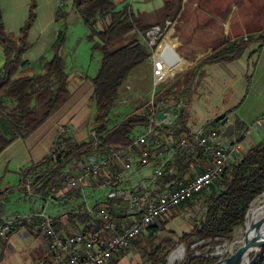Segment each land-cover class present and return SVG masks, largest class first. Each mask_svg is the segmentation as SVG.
I'll use <instances>...</instances> for the list:
<instances>
[{
    "label": "trees",
    "instance_id": "obj_1",
    "mask_svg": "<svg viewBox=\"0 0 264 264\" xmlns=\"http://www.w3.org/2000/svg\"><path fill=\"white\" fill-rule=\"evenodd\" d=\"M71 1L76 13L80 15L90 30L87 38L93 43L92 51L102 54L100 69L92 80L91 101L96 105L95 126L92 131L93 136L89 140L72 143L69 149L66 147L64 150L61 149V145L67 143V140L64 135H59L53 152L49 156L22 169V187L20 188L27 192V186H29L33 194L39 195L44 201L54 192H61L69 199L80 197L81 187L66 189L63 186L68 166L86 159L89 160L88 165L91 162L111 158L115 153L127 150L135 142L138 135L134 137L133 133L136 129H145L151 125L150 120L141 112L143 108L126 115L112 128L108 126V119L112 109L116 106L120 89L126 80L133 71L153 56V51L147 41L142 43L136 38L122 45H117V43L135 31L147 39V33L157 25H145L128 5L118 9L114 0ZM183 1H167L161 11L163 19L161 23L166 25L168 21L174 22L181 13ZM62 7L57 12V18L66 16L67 12ZM36 8V1L32 0L29 16L20 29L19 37L15 39L5 29L0 3V46L5 58L0 69V159L12 144L25 140L34 133L55 113L59 112L71 98L70 81L63 56L64 35L53 43V58L44 62L41 74L15 77L19 68L29 65L24 56L32 47L28 38L37 20ZM256 36H260V40L264 41V32L233 39L223 38L216 44L213 51L196 65L188 68L170 82L164 83L154 94V101L165 100L167 102L168 99L178 101L182 95L188 93V89L193 85L196 80L193 75H196L198 68L207 63L218 64L238 60L246 49L245 37L251 40V37ZM183 84H186L183 87L185 89L180 88ZM180 118L182 120L183 117ZM182 125L185 126L183 122ZM184 132L182 129L177 130L174 132V137L177 140L183 137L190 142L192 139ZM151 145L156 147L154 150L150 149L152 156L159 149L156 145ZM132 151L137 156L140 153V149L136 147H133ZM185 152L178 150L176 157L174 156L175 160L167 162L163 175L158 178L157 185L165 187L172 184L164 188L172 189L176 185H186L195 177L192 166L198 165L197 159L205 157V154L191 152L192 155L188 156ZM151 156L150 162L155 160ZM119 159L118 157L111 158L108 169L110 172L100 170L96 177L91 178L88 187L96 190L115 183L116 185L113 186L116 187L118 182L111 179L109 173L120 172L122 161ZM139 165L142 164L139 163ZM3 177L0 176V217L4 214L3 202L9 192V189H1ZM263 194L264 142L251 148L240 160L228 165L219 181L203 192L202 198L197 202L203 204L202 211L196 215L190 232H185L181 236H177L174 232H171L170 236H162L167 231L168 218L172 214L173 217L178 216V209H173L160 218L157 224L147 226L144 232L132 240L130 247L137 252L140 264H168L170 253L183 244L187 247V256L182 264H218L220 259L212 256L214 249L207 252L205 250L217 244L231 242L235 238L236 231L242 227L245 228L249 209ZM122 200L124 199L115 195L109 197L107 201L96 204L94 209L98 210L101 205L105 206L113 216V220L123 227L128 222V216L125 214L128 201L123 202ZM123 204L125 206L121 208ZM121 211L123 213L119 214ZM66 227L78 229L74 232H81L88 236L100 233L105 228L104 223L96 214L91 215L84 209L67 214L62 220L57 221L56 229L59 233H62L61 230ZM194 245L196 248L193 249ZM197 253L200 255H196ZM253 264H264V252Z\"/></svg>",
    "mask_w": 264,
    "mask_h": 264
},
{
    "label": "crops",
    "instance_id": "obj_2",
    "mask_svg": "<svg viewBox=\"0 0 264 264\" xmlns=\"http://www.w3.org/2000/svg\"><path fill=\"white\" fill-rule=\"evenodd\" d=\"M31 1L0 0L5 29L15 39L19 37L20 29L29 16ZM36 1L37 20L28 38L32 47L24 56L29 65L24 68H32L38 61L43 60L49 49L52 48L53 43L57 42L62 34V30L60 31L56 28L58 22L57 12L59 10L58 0ZM167 1L173 0H114L117 8H123L128 5L133 13L140 18L142 17L141 15L146 16V18H152L155 15L159 17L160 15L158 14L161 13ZM199 1L184 0L182 5L191 2L193 7L196 8L199 6ZM214 1L208 0L207 3H204L207 9L201 11L197 9L191 10V24L180 26V21L183 18V15L180 14L174 21V26L168 29L164 42L159 45L155 59V69L159 74L158 80H167L177 72L178 75L196 65L213 51L220 39H233L246 36L247 34L264 32V0H243L240 5L233 4L232 0ZM62 4L65 3L61 1L60 6H63ZM226 4H231V7ZM216 6L218 8L214 9ZM211 9L216 13L217 21L221 23L220 26L212 25L211 21H208L209 17L214 16L212 12L208 11ZM155 20L153 19L150 23L144 24L158 25L159 22ZM200 24H203L206 28H201ZM216 33H221V38L214 36ZM138 34L140 33L135 31L127 37L133 38L132 40L139 39ZM140 36L142 35L140 34ZM255 38L254 40H247L245 37L246 49L238 60L218 64L207 63L198 68L195 72L196 75H193L196 80L188 89V93L182 95L178 101L168 99L167 103L160 108V112L163 113L162 117L168 119L169 125L165 126V130L158 134L157 137L160 140L158 147L164 151L171 152V162L175 160L176 154L180 150L177 144L178 140L174 137V132L181 129L192 139L190 141L191 150L187 152L188 156L192 155L191 152L194 154L199 153L195 148L196 138L211 131H217L221 135L224 147H229L233 144L239 145L240 150L237 154V159L242 158L251 148L264 142V41L259 39L260 36ZM185 47L194 49L192 57L185 54L183 51ZM83 82L82 80H77L74 83L73 90L70 88L71 98L75 97L76 102L85 99L87 91L91 88L93 89V84L87 81L85 83H89V86L86 91H83ZM185 85L183 84L180 88ZM59 112L55 113L41 126L45 127L47 125L41 137H37L32 141L27 139L16 141L4 152L5 156L2 154L0 173L6 170L5 167L10 162L11 156L8 157L7 153L18 143L24 142L23 148L20 147L17 151L22 156L26 155V159L20 167L30 161L37 163L53 152L59 128H62L68 120L69 109ZM55 115H58V118L53 121L52 118ZM172 115L174 116V122L170 123ZM180 117H183L182 120ZM182 122L185 124L184 127ZM41 127L34 133H37ZM143 132L144 129H138V137ZM34 133L29 135V137ZM155 148L152 145L150 146V149L154 150ZM196 162H198V165L194 164L192 166L193 175L195 176L206 171L211 164V160L206 154L205 157H200ZM157 165L158 161L155 160L145 166L136 163L135 173L129 175L119 187L112 189L113 193L109 194V197L117 195V197L124 199L126 202L137 188L142 192L145 190V192L158 193L167 188V186L170 187L172 184L165 187L157 185L158 180L154 179V170ZM90 190L97 192L105 190V193H107L110 189ZM58 197H61L62 200L70 201V203L73 200L68 199L64 194H59ZM98 197L100 198L98 193L89 194L85 188L82 190L80 197L72 201L80 203L75 210H70L68 205L60 203L61 201L56 198L55 202L48 203V205L44 203L43 207L34 212L41 211L44 207L47 209L51 204L57 205L59 207L55 206L53 209L54 214L63 210L65 212L53 217L59 221L67 214H72L80 209L86 210V203L91 207ZM6 205L4 204V214L2 216L14 217L8 215ZM73 205L76 204L73 203ZM122 213V211L119 212V214ZM74 230L78 229L66 227L61 232L70 234ZM120 256L122 259L124 258L123 260L129 261L132 259L126 249L117 254L110 264H118ZM40 259L50 260L51 255L47 249L45 239L34 226L9 231L0 240V264H34L35 261Z\"/></svg>",
    "mask_w": 264,
    "mask_h": 264
},
{
    "label": "built area",
    "instance_id": "obj_3",
    "mask_svg": "<svg viewBox=\"0 0 264 264\" xmlns=\"http://www.w3.org/2000/svg\"><path fill=\"white\" fill-rule=\"evenodd\" d=\"M174 26V22L168 21L166 27L154 26L147 33V43L150 48H155L157 43L169 28ZM167 102L161 100L155 102L152 98L151 103L142 113L151 122L148 128L135 140V142L125 151L115 153L113 157L121 159V170L117 174H110L111 179L117 180L118 184L108 185L105 188H117L127 179V177L136 171V163L142 165L149 164L151 156L150 145L154 144L157 147L160 145L158 134L163 132L168 124V119L160 117V108ZM73 129H64L58 131L59 135L66 133L71 134ZM179 149L182 151H190L191 145L188 139L181 137L178 140ZM140 149L137 156L132 148ZM199 152L206 154L211 160V164L206 171L196 175L186 185H176L172 189H164L160 192H142L139 189L135 190L125 206V214L127 217L126 226L121 227L110 211L103 205L95 210L87 204L86 211L91 215H97L104 223V230L95 235H85L81 232H72L70 234L59 233L56 229L57 220L51 217L46 210V207L41 211L26 214L24 216L0 217V240L3 239L7 232L16 230L23 226H34L41 236L45 239L47 249L51 255L50 260H37L34 264H110L117 254L121 251L130 248L132 240L139 236L149 225L157 224L163 216L167 215L173 209H177L187 202L200 200L203 192L216 184L220 177L224 174L228 165L240 160L237 159L239 145L233 144L229 147H224L221 135L217 131H211L208 134H202L196 138V147ZM61 149H65L64 144ZM159 150L152 154V158L158 161V165L154 170V179L158 180L163 175L164 167L170 160V151ZM128 151L127 153H124ZM111 158L104 159L100 162L89 163L83 173L76 177L64 176V188L73 189L89 186L91 178L96 177L100 170H109V162ZM119 159V160H120ZM110 172V171H109ZM31 196L41 199L39 195H34L33 191L27 186ZM61 192L52 193L46 203L55 202L56 195ZM243 229V227H242ZM238 231V230H237ZM235 233V236L237 234ZM244 233V231H243ZM230 244L231 247L235 242H224Z\"/></svg>",
    "mask_w": 264,
    "mask_h": 264
},
{
    "label": "rangeland",
    "instance_id": "obj_4",
    "mask_svg": "<svg viewBox=\"0 0 264 264\" xmlns=\"http://www.w3.org/2000/svg\"><path fill=\"white\" fill-rule=\"evenodd\" d=\"M61 1L65 3L64 5L62 4L63 5L62 8L67 13H66V16L57 18L58 22L56 24V28L57 30H60V31L62 30L61 35H64L65 37V42L63 45V56L65 59L66 72L69 76L70 88L73 90L74 83L77 82V80H82L84 81L82 83L84 85L83 91H86L87 87L89 86V83L92 84L93 78L97 75L100 69L102 54L101 52L92 51L93 43L90 42L87 38L90 34V30L84 24L80 15H78L75 9H73L74 8L73 2L69 0H58L57 4L59 2V8L61 7L60 6ZM242 1L243 0H232V3L235 5H240ZM207 2L208 0L207 1L200 0L198 2L199 6H197L196 8L193 7V4L191 2L188 4L184 3L182 5L183 10H181V13H180L183 15V18L180 21V26L188 25V23L191 24V20H190L191 10L197 9L198 11H201L203 9H207L204 4ZM36 5H37V1H36ZM221 5H222V2H221ZM226 5H228V7H231V4H226ZM217 8L218 6H216L214 9H217ZM118 9H121V8L118 7ZM208 11L212 12L214 15L212 17H209L208 21H211L212 25L220 26L221 23L217 21L218 17L216 16V13L213 11V9L208 10ZM158 15L160 16L156 17L155 15L152 18H146V16L141 15L142 23H150L153 19H156L155 21H158L159 25H162V27L165 28L166 25L161 23L163 21L161 13H159ZM199 26L201 28H206L203 24H200ZM166 35H164L163 38L159 40L155 48H151V51H153L152 58L148 60L142 66L138 67L135 71H133L132 74L129 76V78L124 83V85L122 86V88L120 89L119 99L117 100L116 106L112 109L111 114L108 119L109 128H112L115 125H117L126 115L130 114L131 112H134L136 109L143 108L141 112L142 113L146 112L149 104L151 103L152 98L153 100H155L154 94L160 89V87H162L164 83L170 82L176 76L179 75V74L177 75L178 73L177 72L176 74H174L173 76H171V78L167 80H164V79L158 80L159 74L157 73L155 69L156 68L155 59L157 56L159 45L162 42H164ZM138 36L142 43H145V41H147V39H145L143 36H140V34H138ZM175 36L177 37L176 34ZM214 36L221 38V33H216ZM254 38L251 37L252 40H254ZM129 39H130L129 37H126L123 41L117 43V45L128 43V41L131 42L133 38L130 40ZM221 40L222 39H220L218 42H220ZM183 51L185 52L187 56L188 55H190V57L193 56L194 49L185 47L183 48ZM53 54L54 52L52 48L49 49V51L47 52V55L44 56L43 60L38 61L37 64L33 65L32 68H24V67L19 68L15 76L16 77L34 76V75L41 74L43 72L44 62L50 61L53 58ZM4 59L5 58H4V54L2 51V47L0 46V69L2 68L4 64ZM24 59L26 60L25 57ZM87 81H90V82L85 83ZM92 94H93V89L91 88L86 93L87 99L86 98L81 99L80 101L76 102L75 97H72L67 102V104L63 108H61L60 112H62L65 109H69L68 120L66 122L67 125L63 123L65 125L62 127L64 129H68V127L69 129H73L71 130V134L70 133L64 134V137L67 140V143H64V146L67 149L71 148L72 143L75 144V143L87 141L93 136L92 131L95 126L94 118H95V113H96V105L93 101H91L90 96ZM57 118H58V115H55L52 119L53 121H55ZM173 122H174V116L172 115V118H170V123H173ZM45 127H41L37 133H34L31 137L28 136L26 139L28 141H32L33 139L37 137L38 138L41 137L45 132V129H46ZM138 129H136L135 132L133 133L134 137H137ZM23 144L24 142L18 143L13 149L10 150L9 153H7L8 157L11 156L9 160L10 162L8 166L5 167L6 170H3L0 174V176H4L2 183H1V189L2 190L9 189V192L6 195L5 200L3 202L4 204H7L6 208H7V213L9 216H17V217L24 216L26 214L33 213L34 211L38 210L39 208L47 204L46 200L44 201L42 199H37L35 196H31L28 191L26 192L25 189L23 190L22 188H20L22 187L21 185L22 169L25 168L26 166L31 165L32 163H35L34 161H30V162H27V164H25L24 166L20 167L23 161H25L26 155L22 156V154L18 153L17 149L20 147L23 148ZM14 149L15 151H13ZM89 156L91 157V155ZM87 162H89V160L86 159L85 161L78 162L77 164L75 163L76 165L72 164L68 166V168L65 171L66 175H68L69 177H76V176L81 175V173L84 171L87 165ZM85 188L88 190L89 194L98 193L100 196V198L98 197V199H96L92 203L91 205L92 207L96 206V204L100 202L107 201L109 198V194L113 193L112 189L107 191V193H105L106 192L105 190L101 192H97V191H91L90 190L91 188L87 186H85ZM55 198H57V200L59 199V201H61L60 203L68 205L70 210H75L76 207L80 204L77 201L72 202L73 200H77V199L71 200V203H70V201L62 200V198L58 197V195H56ZM122 201L124 202V200ZM197 202H199V200L189 202L188 204L177 208L178 216L173 217L172 216L173 214H172L168 218L169 222L166 225L167 231L163 233L162 236L163 237L170 236L171 232H174L177 236H181L185 232H190L192 230L193 221L196 218V215L198 214L199 211H202L203 204L197 203ZM73 203H75L76 205H73ZM55 206L59 207L57 205L51 204L46 209L47 213L51 217L65 213L63 212L64 211L63 210V211H59L56 214H54L53 209L55 208ZM124 206L125 204H123L121 208H123ZM199 216H201V214ZM243 231H244V228L238 229L235 238L231 241V242H235V247L233 250L231 249V245L229 243L228 244L222 243V244H217V245L207 248L205 252H207L210 249H214V253L212 254V256L215 258H219L220 261L229 259L233 255L235 256L242 248L240 247L239 244H237V242L238 240L244 238L245 234L243 233ZM182 248L184 249L183 257L178 258L177 260L171 259L172 258L171 255L175 251H179ZM192 248L193 249L196 248V245H194ZM127 253L130 254V257L132 259L129 261L123 260L124 258L122 259L121 257L123 255H121L119 257L118 264H140L139 256L132 247L130 249H127ZM196 255H200V253H197ZM186 256H187V247L185 244H183L170 253L168 257V264H182Z\"/></svg>",
    "mask_w": 264,
    "mask_h": 264
},
{
    "label": "bare ground",
    "instance_id": "obj_5",
    "mask_svg": "<svg viewBox=\"0 0 264 264\" xmlns=\"http://www.w3.org/2000/svg\"><path fill=\"white\" fill-rule=\"evenodd\" d=\"M263 231H264V195L258 198L257 200H255V202L252 204L248 216L247 227L244 228V234H245L244 238L238 240L237 244H239L240 247H243L248 239V236L250 237L252 234L253 236H257ZM234 247L235 244L231 247V249L233 250ZM183 254H184V249L182 248L179 251H175L171 255L172 257L171 259L177 260L178 258H182ZM235 256L233 255L232 257L227 259L226 262H224L223 264H232V261ZM249 263H250V259L246 258L241 264H249Z\"/></svg>",
    "mask_w": 264,
    "mask_h": 264
},
{
    "label": "water",
    "instance_id": "obj_6",
    "mask_svg": "<svg viewBox=\"0 0 264 264\" xmlns=\"http://www.w3.org/2000/svg\"><path fill=\"white\" fill-rule=\"evenodd\" d=\"M160 117L163 116V113L159 114ZM264 195V194H263ZM250 209L246 216L245 227H247L248 216ZM264 252V231L258 234L257 236H253V234L249 237L245 243V245L241 248V250L234 257L232 264H241L246 258L250 259L249 264H253L255 260ZM254 256V257H253ZM227 259L220 261L218 264H223Z\"/></svg>",
    "mask_w": 264,
    "mask_h": 264
}]
</instances>
